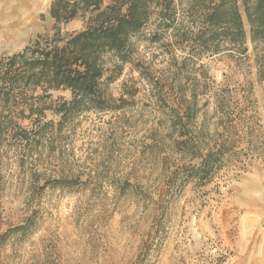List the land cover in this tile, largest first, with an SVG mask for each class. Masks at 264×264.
Here are the masks:
<instances>
[{"label":"rangeland","instance_id":"rangeland-1","mask_svg":"<svg viewBox=\"0 0 264 264\" xmlns=\"http://www.w3.org/2000/svg\"><path fill=\"white\" fill-rule=\"evenodd\" d=\"M51 1L24 13L19 0H0V56L52 30ZM239 6L246 54L193 55L151 41L148 26L128 61L105 56L106 109L61 113L71 92L52 91L49 108L23 122L35 140L2 141L0 264H264V146L250 142L264 133V82ZM185 105L211 140L223 123L243 124L211 180L192 176L197 160L181 153L175 111Z\"/></svg>","mask_w":264,"mask_h":264},{"label":"trees","instance_id":"trees-1","mask_svg":"<svg viewBox=\"0 0 264 264\" xmlns=\"http://www.w3.org/2000/svg\"><path fill=\"white\" fill-rule=\"evenodd\" d=\"M241 2L258 80L264 82V0ZM50 15L55 21L50 32L37 35L17 52L0 56V144L6 138L35 140L34 129L23 122L32 123L34 115L41 116L49 108L41 103H47L52 91L69 90L72 95L70 100L61 99L64 105L58 112L106 109L109 99L102 89L105 56L114 53L128 61L132 38L148 26L152 27L151 41L168 40L193 55L248 52L239 0H52ZM76 19L84 21L83 28L65 31L64 25ZM216 104L217 109H224L227 103ZM182 110V115L175 111L183 128L178 133L181 153L197 160L190 167L192 176L211 180L236 154L240 141L235 138L237 134L241 139L237 132L243 124L233 119L223 123L222 133L211 140L206 136L205 121L194 126L196 111L188 105ZM172 126L176 128V124ZM244 127L252 130L248 124ZM250 139L252 145L264 146V133L251 132Z\"/></svg>","mask_w":264,"mask_h":264},{"label":"bare ground","instance_id":"bare-ground-1","mask_svg":"<svg viewBox=\"0 0 264 264\" xmlns=\"http://www.w3.org/2000/svg\"><path fill=\"white\" fill-rule=\"evenodd\" d=\"M19 5L23 8V12L25 13V11H27L30 7L33 6V4L35 3L34 0H19ZM36 4V3H35ZM40 4V1L39 3ZM38 7V6H37ZM33 11V10H32Z\"/></svg>","mask_w":264,"mask_h":264}]
</instances>
